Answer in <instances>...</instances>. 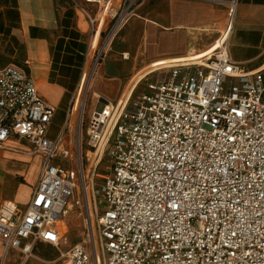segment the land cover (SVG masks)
Instances as JSON below:
<instances>
[{
  "label": "built area",
  "instance_id": "built-area-1",
  "mask_svg": "<svg viewBox=\"0 0 264 264\" xmlns=\"http://www.w3.org/2000/svg\"><path fill=\"white\" fill-rule=\"evenodd\" d=\"M147 1L86 0L92 13L73 0L92 40L106 36L98 61ZM234 7L203 58L164 65L138 95L147 77L95 107L86 131L74 96L54 140L56 108L35 80L14 64L0 69V147L18 138L43 159L28 207L0 205L4 261L12 250L27 261L43 243L60 264H264V63L248 71L231 59ZM72 207L82 241L62 251Z\"/></svg>",
  "mask_w": 264,
  "mask_h": 264
},
{
  "label": "crops",
  "instance_id": "crops-1",
  "mask_svg": "<svg viewBox=\"0 0 264 264\" xmlns=\"http://www.w3.org/2000/svg\"><path fill=\"white\" fill-rule=\"evenodd\" d=\"M71 2L0 0V69L10 64L25 69L56 112L62 106L70 108L92 40L87 20ZM76 2L92 13L96 11V5L86 0ZM232 3L230 57L248 71L259 68L264 63V0H148L111 43L101 64L103 75L96 82L97 101L119 100L128 80L144 67L128 96L141 80L164 65L199 61L220 37ZM42 161L24 140L13 138L0 147V205L8 201L21 210L28 207ZM15 162L31 165L23 173L25 182L7 192L4 180ZM38 245L46 244L37 243L34 252ZM4 254L0 242L1 264H35L32 258L25 261L17 251H9L5 261Z\"/></svg>",
  "mask_w": 264,
  "mask_h": 264
},
{
  "label": "rangeland",
  "instance_id": "rangeland-1",
  "mask_svg": "<svg viewBox=\"0 0 264 264\" xmlns=\"http://www.w3.org/2000/svg\"><path fill=\"white\" fill-rule=\"evenodd\" d=\"M71 2V0H69ZM72 3V2H71ZM106 39V36L103 35L100 38L99 46L97 50L95 51L94 54H92L93 60H92V65L88 67V71L90 70V75L91 79L89 76V83L88 86L85 88V83L82 85L83 90L85 88V95L82 100V104H84V131L89 127L90 124V119H91V114L93 113L95 106L97 103H99L97 100V96H95L94 91L96 88V82L101 78L103 75L101 72V64L103 61H98L97 57L99 54V51L101 47L104 44V41ZM145 68V67H144ZM144 68L140 69L138 72H136L126 83L123 92H125V97H128L129 91L131 90V87L135 85L139 79V77L144 73ZM149 76V75H148ZM153 77V75L149 76L147 79L143 80L139 85L138 89L136 91L137 95L142 91V87H144L145 83L150 80ZM146 78V77H145ZM141 88V89H140ZM122 92V93H123ZM77 95V91L75 92L74 96ZM79 103H81L79 101ZM79 106V105H78ZM70 108H67L66 106L60 107L56 114L55 118L52 121L49 130H48V138L51 140H54L66 127L67 121H68V114H69ZM76 111V110H75ZM76 118H77V113L75 112ZM76 121V122H75ZM75 123V124H74ZM73 126V133L76 135L78 133V128H79V119H74L72 121ZM83 143L85 150L88 149L87 147V142H86V137L83 136ZM25 153L26 152H21ZM85 163L87 162L86 156H84ZM34 164L36 163V160L33 162ZM31 164L27 162L23 163H12L10 166V175H7L4 183L6 187L7 192H12L15 188L20 183H24V178H23V173L27 171L28 167H30ZM105 170L104 164L101 165L100 172L103 173ZM98 185L102 182H97ZM98 186V187H99ZM101 205V203H100ZM62 231H64L65 234L68 233V240L67 243H65L62 247L61 250L64 251L68 246L74 245L76 243H79L82 241L81 235H82V230H83V221L82 217L79 214V211H77L75 208H71L69 214H68V219H67V224L63 225L62 224ZM60 252L52 247V246H47V245H38L35 249L34 256L35 258H32L33 262L35 264H60L59 262L55 263L57 259L60 258ZM1 264V261H0ZM95 264V263H93Z\"/></svg>",
  "mask_w": 264,
  "mask_h": 264
},
{
  "label": "bare ground",
  "instance_id": "bare-ground-1",
  "mask_svg": "<svg viewBox=\"0 0 264 264\" xmlns=\"http://www.w3.org/2000/svg\"><path fill=\"white\" fill-rule=\"evenodd\" d=\"M99 42H100V33L96 37H94L92 42H91V47H90V51H89V55H88V60H87V63H86L85 69H84V73H83V76H82V80H81V83H80V86H79V89H78L77 96H78V100L81 103H82L83 97L85 95V88L88 86V83H89V81L91 79L90 70L88 71V67H90L92 65V60H93L92 54H94L95 51L97 50ZM89 76H90V79H89ZM84 83H85V88L83 90H81L82 89V85ZM79 106H80V103H79ZM79 106H78V108H79ZM74 119H76L75 112H74V115H73V117L71 119V122L74 121ZM100 264H102V263L100 262Z\"/></svg>",
  "mask_w": 264,
  "mask_h": 264
},
{
  "label": "water",
  "instance_id": "water-1",
  "mask_svg": "<svg viewBox=\"0 0 264 264\" xmlns=\"http://www.w3.org/2000/svg\"><path fill=\"white\" fill-rule=\"evenodd\" d=\"M107 103H108V101L106 99H104V98L100 99L99 104H98V106L96 108V111L97 112H102L104 105L107 104Z\"/></svg>",
  "mask_w": 264,
  "mask_h": 264
},
{
  "label": "trees",
  "instance_id": "trees-1",
  "mask_svg": "<svg viewBox=\"0 0 264 264\" xmlns=\"http://www.w3.org/2000/svg\"><path fill=\"white\" fill-rule=\"evenodd\" d=\"M55 118V117H54Z\"/></svg>",
  "mask_w": 264,
  "mask_h": 264
}]
</instances>
